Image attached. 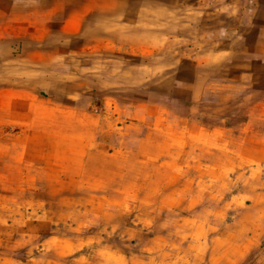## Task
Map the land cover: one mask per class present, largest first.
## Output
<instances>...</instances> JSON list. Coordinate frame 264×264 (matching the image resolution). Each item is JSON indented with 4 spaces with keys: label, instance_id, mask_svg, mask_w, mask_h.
I'll return each instance as SVG.
<instances>
[{
    "label": "crops",
    "instance_id": "crops-1",
    "mask_svg": "<svg viewBox=\"0 0 264 264\" xmlns=\"http://www.w3.org/2000/svg\"><path fill=\"white\" fill-rule=\"evenodd\" d=\"M182 1L0 0V264H49L51 255L100 244V226L111 224L115 237L133 207L155 223L147 231L154 257L139 264H264L261 113L245 124H209L204 100L216 90L198 70L145 75L173 78L184 114L147 100L118 106L107 95L122 76L112 56H171L195 69L222 63L230 73L215 78L237 83L217 91L250 89L247 101L264 112L259 60L234 47L254 46L243 33L256 28L260 2L246 9L254 17L246 24L235 16L247 1L203 6L201 36L190 32L195 16L181 22ZM217 35L227 57L215 54ZM116 115L129 124L117 127ZM97 248L105 264H129L119 249Z\"/></svg>",
    "mask_w": 264,
    "mask_h": 264
},
{
    "label": "rangeland",
    "instance_id": "rangeland-1",
    "mask_svg": "<svg viewBox=\"0 0 264 264\" xmlns=\"http://www.w3.org/2000/svg\"><path fill=\"white\" fill-rule=\"evenodd\" d=\"M212 1L214 3L220 2L219 0H185L182 1L179 15L182 19L184 17H190L191 20L195 16L193 20V30L190 31L193 35H207L208 32L204 30L203 24L205 23V16L197 15V12H201L203 6H207ZM247 1V8H244L245 13L238 14V16H235V20H241V22H247L251 21V18L253 17L252 13L247 11L248 8H257L254 3H249V0H241V4L245 5ZM257 2H260L261 5H258L260 7L261 12L258 13L255 16V19L253 17V22L257 25L256 28L253 31L250 32H244L243 34H249L251 41L253 42L254 46H243L239 45L242 41L238 42L236 44L235 50H238L239 53L242 52V50L247 51L249 54L248 58L250 59L252 56L253 58L259 61L254 62V65L259 64L261 75L264 73L262 70H264V0H257ZM256 6V7H255ZM135 7L137 8L138 5L136 4ZM212 10L209 9L208 12ZM150 15V14H149ZM164 14L161 17H164L165 23H171V20L169 19L167 15ZM124 17V18H123ZM151 17L148 16V19ZM237 17V19H236ZM123 22L128 21L130 19V16H123ZM246 18V19H245ZM250 18V20H249ZM137 22H139L138 18H134ZM150 22V19H149ZM236 22V21H235ZM201 28V29H198ZM181 33V32H180ZM215 37V36H214ZM218 43V46L213 48L217 50L215 54L217 55V58L219 56H225L221 50L224 52L229 50V47H225L224 45H220V39L217 35L215 37ZM179 51L182 53H187V49L184 47H179ZM167 56H170L169 51L166 52ZM165 55V56H166ZM114 60V68L120 73L122 76H115L111 81L115 85L114 88L108 91L107 95L111 98H113L118 106H125L130 103H138L144 100L149 101L150 103H156L158 104H169L170 106H173L175 112L184 114L186 113V109L188 106H183L184 104L181 101V98L183 94L180 95L179 98H176L175 93L171 94L172 91V85L174 79L169 77L167 79L157 78L152 75V77L145 76L146 74L151 75V73L157 72V70L161 69L160 72L165 74L164 72L168 73L169 76H171L172 71H182L181 74L185 76L188 71H196L198 70L199 73L202 75L204 72H209L213 78L209 80V84H211L212 91L211 95L208 94L205 98L204 102H206L207 109L202 111L205 113V119L209 124L212 125H218L217 122L220 120L221 117H228L231 118V123H247L249 120L253 119L255 116L261 115L262 118H264V112L260 111L258 112L257 108L254 110L255 106H252V103L250 104V101H247L248 93H250V89H245L243 91H239L236 94H230L227 95L226 91H224L226 94H222L219 90V84H232L236 85V81L234 79H228V80H220L215 78V75H219L222 73H230V68H228L226 71L221 67L220 62H217L216 64H213L211 66H200L194 67V65L191 62H181L179 64H175L168 57H163L160 62H156L155 59H148L147 62L141 61V58L132 55V54H124V55H114L111 57ZM220 59V58H219ZM251 62V60H249ZM227 65V64H225ZM241 65V63L239 64ZM228 66V65H227ZM142 67V68H141ZM162 67V68H160ZM245 68V67H244ZM226 69V68H225ZM185 72V73H184ZM193 72V71H192ZM230 75V74H229ZM235 75V73H233ZM231 76V75H230ZM228 76V77H230ZM236 76V75H235ZM147 77V78H146ZM259 80V79H258ZM188 80L186 79L185 82ZM261 82H264V78H260ZM187 84V83H185ZM184 86L181 87L180 93H185ZM262 92L257 96L259 101H261L264 98V90H260ZM223 97H230L231 102L229 103L230 106H221L219 105V101ZM209 102L211 104L209 105ZM116 105V106H117ZM105 112V110H103ZM106 113V112H105ZM148 113L150 115V119L154 118V111L148 110ZM257 114V115H256ZM114 118V117H113ZM118 115H116V122L117 127H125L129 122H125L121 119H117ZM263 155H264V147H263ZM139 208H132V213L127 216V222L125 224H122L123 226L120 228L118 232H116L115 237H109V232L112 231L111 224L104 223L100 226L99 230L104 231L105 236L100 244H94L84 247L83 249L71 253L67 256H56L51 255L50 256V263L49 264H105V255L99 252V246L101 248H117L120 251H122L127 256V262L129 264H139L140 259L145 260L149 259L150 257H154L153 255H149L147 253V250L151 247V235H153L152 232H147L148 230H153L155 228V223L153 222V219L150 218L145 213H142ZM71 225V224H70ZM69 224H66L68 229H71L72 227ZM57 230H60V226H57ZM94 230H97L94 228ZM132 232V234H131ZM57 233V232H56ZM87 234V231L84 233ZM126 234L134 236L132 240H125L123 238H120L121 235ZM103 245V246H102Z\"/></svg>",
    "mask_w": 264,
    "mask_h": 264
}]
</instances>
